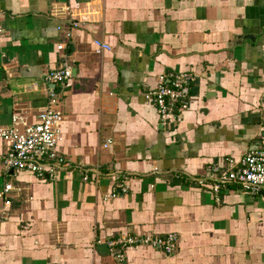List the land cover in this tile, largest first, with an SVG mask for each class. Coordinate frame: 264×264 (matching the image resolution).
I'll return each instance as SVG.
<instances>
[{"label": "crops", "instance_id": "crops-1", "mask_svg": "<svg viewBox=\"0 0 264 264\" xmlns=\"http://www.w3.org/2000/svg\"><path fill=\"white\" fill-rule=\"evenodd\" d=\"M0 28V128L54 89L68 163L7 169L0 137V264H264V198L218 182L264 145V0H0ZM185 71L163 123L147 93ZM173 232L172 253L111 244Z\"/></svg>", "mask_w": 264, "mask_h": 264}, {"label": "built area", "instance_id": "built-area-1", "mask_svg": "<svg viewBox=\"0 0 264 264\" xmlns=\"http://www.w3.org/2000/svg\"><path fill=\"white\" fill-rule=\"evenodd\" d=\"M3 29L0 28V37ZM67 36H70L67 33ZM97 51L109 49L108 44L95 40ZM59 49L65 43L59 44ZM73 70L69 62L54 68L46 74L47 81L53 84H63L70 80ZM191 72L164 73L159 76V83L149 90L147 98L158 108V113L163 123L171 124L177 120L174 106L175 102L187 95V83L191 79ZM49 106L40 111L36 121L30 122L25 116L13 115L10 126L0 128V137L7 144V150L2 156L7 169L23 170L38 177L57 174L58 168L67 166L68 163L58 153V143L61 135L60 126L65 118L62 110L58 108L57 94L54 89L49 91ZM187 107L186 104L183 106ZM234 167V165H232ZM87 175L85 179H87ZM218 182H234L247 192L264 198V145L256 150L246 153L240 165L224 171L219 176ZM13 186L7 184L0 189V198L6 197ZM219 189V183L214 185ZM112 245L121 246H150L163 248L167 253H172L177 245V234L165 235L139 234L129 235L111 242ZM121 257V255H117Z\"/></svg>", "mask_w": 264, "mask_h": 264}]
</instances>
